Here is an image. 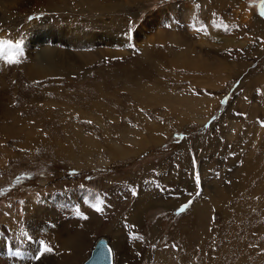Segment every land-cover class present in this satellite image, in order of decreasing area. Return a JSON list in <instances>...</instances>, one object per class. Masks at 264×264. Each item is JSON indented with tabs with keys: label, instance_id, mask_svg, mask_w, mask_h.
<instances>
[{
	"label": "rangeland",
	"instance_id": "rangeland-1",
	"mask_svg": "<svg viewBox=\"0 0 264 264\" xmlns=\"http://www.w3.org/2000/svg\"><path fill=\"white\" fill-rule=\"evenodd\" d=\"M9 7L0 264H81L97 238L113 264H264V0ZM84 221L88 247L57 242Z\"/></svg>",
	"mask_w": 264,
	"mask_h": 264
},
{
	"label": "bare ground",
	"instance_id": "bare-ground-1",
	"mask_svg": "<svg viewBox=\"0 0 264 264\" xmlns=\"http://www.w3.org/2000/svg\"><path fill=\"white\" fill-rule=\"evenodd\" d=\"M0 1H4V2H7L8 4H9V8H11V9H14L16 12H18V13H24V12H27V11H30L31 9H32V4H33V1L34 0H0ZM89 1H91V0H89ZM101 1H104V0H101ZM13 10V11H14ZM74 38V37H73ZM96 38H99V41H101V39H100V37L98 36V34L96 35ZM72 39V38H71ZM71 39H69L68 40V43H70V44H73L75 41L74 40H71ZM76 40H77V38H75ZM83 38H81L80 40H79V42H81V41H83L82 40ZM93 41V40H92ZM96 41H98L97 39H96ZM88 43V42H87ZM75 44V43H74ZM74 46V45H73ZM73 46H72V48H73ZM51 54V51L50 50H46L45 52H44V55H46V56H49ZM73 54V53H72ZM113 54V53H112ZM246 171V170H245ZM30 201V200H29ZM34 207V206H33ZM41 227V226H40ZM38 225L37 226H35V228H34V231L37 233V231H38V229L40 228ZM40 231V230H39ZM79 231H83V230H79ZM86 234H87V232H86ZM60 235H61V237L62 238H66L65 237V235L63 234V236H62V233L60 232V233H58L57 234V242H59V244H67V243H69L70 245H71V247H72V250H74L75 252H79L80 250H79V248H83V247H85V245L87 244V243H85L84 242V240H83V238H87V236H88V234L86 235V236H80V237H75V239H76V241H74L73 240V236L74 235H71V237H70V240H71V242H69V240L67 239H63V241H61L62 240V238H60ZM108 242V241H107ZM68 252V251H67ZM68 264H73V260H72V256L70 257V259H69V262H68ZM76 264V263H75ZM112 264H113V255H112Z\"/></svg>",
	"mask_w": 264,
	"mask_h": 264
},
{
	"label": "water",
	"instance_id": "water-1",
	"mask_svg": "<svg viewBox=\"0 0 264 264\" xmlns=\"http://www.w3.org/2000/svg\"><path fill=\"white\" fill-rule=\"evenodd\" d=\"M81 264H112V251L104 238H97Z\"/></svg>",
	"mask_w": 264,
	"mask_h": 264
},
{
	"label": "snow or ice",
	"instance_id": "snow-or-ice-1",
	"mask_svg": "<svg viewBox=\"0 0 264 264\" xmlns=\"http://www.w3.org/2000/svg\"><path fill=\"white\" fill-rule=\"evenodd\" d=\"M8 46V47H12V45L10 44V42H7V41H0V56H3V52L5 50V46ZM15 52H16V55L19 56V55H22V52L20 50V43L19 42H16L15 45ZM5 61L6 63H18L19 60L18 58H14L12 56H9V57H5ZM198 182V181H197ZM100 201L97 200L96 204L92 205V207L96 210V211H101V208H100ZM188 207V204H185L183 205L180 209H179V212H183L185 210V208ZM77 215H81L79 213V211L77 212ZM81 218H84L86 219L87 217H84L81 215ZM41 244V248H40V252L39 254L36 256V259H39L42 255H44L45 253H50L52 251V249L50 247H48L43 241L40 242Z\"/></svg>",
	"mask_w": 264,
	"mask_h": 264
},
{
	"label": "crops",
	"instance_id": "crops-1",
	"mask_svg": "<svg viewBox=\"0 0 264 264\" xmlns=\"http://www.w3.org/2000/svg\"><path fill=\"white\" fill-rule=\"evenodd\" d=\"M87 221V220H86ZM86 221H84V224H86ZM89 222V221H88ZM89 223H87L86 225H87V227L85 228V230H84V233L86 234V231L88 230V229H90V227H89V225H88ZM98 224H100V222L98 223ZM83 227H85V225L83 226ZM64 228V227H63ZM57 233V232H56ZM81 231H79L77 234H75L74 236H73V240L74 241H76V239H75V237H80L81 236ZM65 237H67L66 238V240L68 239V240H70V237H71V233H68V231L66 230L65 231ZM87 235V234H86ZM90 233H89V235L87 236V238L85 239V238H83V240H84V242L85 243H87L86 244V247H88V245H89V237H90ZM57 236V235H56ZM82 236H84V235H82ZM70 242H71V240H70Z\"/></svg>",
	"mask_w": 264,
	"mask_h": 264
}]
</instances>
